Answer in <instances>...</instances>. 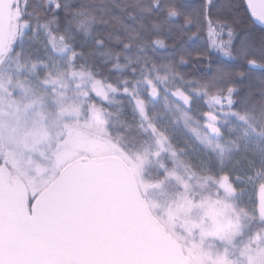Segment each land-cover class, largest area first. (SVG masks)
<instances>
[{"label":"snow or ice","instance_id":"snow-or-ice-1","mask_svg":"<svg viewBox=\"0 0 264 264\" xmlns=\"http://www.w3.org/2000/svg\"><path fill=\"white\" fill-rule=\"evenodd\" d=\"M248 7L258 32L232 0H0V264H264V76L247 71L264 0ZM193 56L208 64L186 80Z\"/></svg>","mask_w":264,"mask_h":264},{"label":"trees","instance_id":"trees-1","mask_svg":"<svg viewBox=\"0 0 264 264\" xmlns=\"http://www.w3.org/2000/svg\"><path fill=\"white\" fill-rule=\"evenodd\" d=\"M233 3H235L236 5L239 6V15L243 21L244 24H247V26L255 31H259L260 29V25L258 23H252L253 17L251 16V10L248 7V0H232ZM172 41L171 40H167V44L169 46L172 45ZM204 44V39H196L195 37L192 40H187L185 41L183 47L187 48L189 51H192L195 48L198 47H202ZM161 56H168L170 55V52L167 50H161L160 52ZM210 56L213 59H216L217 57H220V54L217 52H210ZM222 59H227L224 57H220ZM187 59V57H186ZM208 64V61L205 60L203 63H199L196 59L195 56H193V58L191 59V61L189 62V64L185 67H181L179 69V71L182 74H185V79L186 80H191L194 77L198 78L199 76V72H196L195 69H200L203 70ZM247 71H250L251 74L254 77H261L264 76V68H260V67H250L249 69H247ZM189 73H193V75H188ZM178 86V85H177ZM173 89H175V87H173ZM119 98V97H118Z\"/></svg>","mask_w":264,"mask_h":264},{"label":"rangeland","instance_id":"rangeland-1","mask_svg":"<svg viewBox=\"0 0 264 264\" xmlns=\"http://www.w3.org/2000/svg\"><path fill=\"white\" fill-rule=\"evenodd\" d=\"M172 92H175V89L172 88ZM169 103L174 105H182V101L179 99V97H176L174 95L169 96ZM157 109L160 111V114L163 117L164 124L168 126L170 134L172 133V128L175 125L177 129L174 134L173 140L175 144H177L179 147H184L185 144L190 145L194 141V134L191 132V128L196 127L195 123H193L190 128H185L182 120L178 125H176L175 122L179 113H177L176 115H172L169 110L165 109L163 98H161V100L157 104ZM209 111L210 109L207 104L201 101L194 107V110L190 112L189 115L192 116L194 121H198L200 125H204L206 122V117L204 116V114Z\"/></svg>","mask_w":264,"mask_h":264},{"label":"water","instance_id":"water-1","mask_svg":"<svg viewBox=\"0 0 264 264\" xmlns=\"http://www.w3.org/2000/svg\"><path fill=\"white\" fill-rule=\"evenodd\" d=\"M252 2H253L254 4H256V5H259L260 0H252Z\"/></svg>","mask_w":264,"mask_h":264}]
</instances>
